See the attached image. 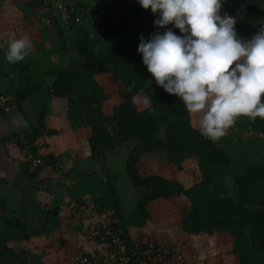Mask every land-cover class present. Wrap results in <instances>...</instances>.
<instances>
[{
	"label": "trees",
	"instance_id": "1",
	"mask_svg": "<svg viewBox=\"0 0 264 264\" xmlns=\"http://www.w3.org/2000/svg\"><path fill=\"white\" fill-rule=\"evenodd\" d=\"M91 1L100 8L96 18H91L85 4L79 2H27L29 5L44 7L37 22L45 24L44 21L47 20L50 26L57 29L60 34L58 49L63 55L71 57L65 67L53 71L49 89L53 96L66 100V117L70 121L75 122L76 126L89 128L91 158L101 162L105 168V153L121 149L124 143H134L127 155L123 172L132 185L147 188L136 202L138 217L142 220L149 218L146 205L152 200L172 199L183 195L189 206V211L180 222V228L184 232L189 235L203 232L230 234L231 250L237 253L238 264H264V164L252 162L236 176L235 198L209 190L210 174H220L222 170L228 169L231 160L225 150L217 148L214 142L204 138L198 128L192 126L191 114L186 111L183 102L157 86L142 63V55L137 52L138 37L143 34L148 38L156 31L154 14L150 9L146 10L139 5L138 0ZM59 5L65 7V11L57 10ZM76 16H80V22H75ZM247 19L245 21L252 24ZM100 20L102 26L99 29L107 38L106 47L101 51L97 47L102 42V37V40L96 38L98 33L90 36V27L85 24ZM63 22H68L73 27L76 24L78 26L79 34L69 43L62 37ZM256 25L258 31L263 24ZM173 30L180 34L179 29ZM26 70H22L20 79V83L23 80L25 84L19 85L13 93L16 104L41 86ZM105 73H110L113 81L119 84V100L113 106L111 115L104 114L103 103L109 95L96 79L97 75ZM136 94L145 97L148 102L146 108H137L133 99ZM2 96L7 99V107L11 108V100L7 95ZM38 130V126H33L30 133L18 134L17 138L20 146L26 148V154L33 153L41 159L33 169L49 162L36 153L37 145L34 142L40 134ZM162 153L166 155L161 159L162 166H170L179 175L184 172V156H197L201 178L184 186L176 178L155 173L142 175L139 172L138 163L142 156L153 157L163 155ZM109 172L110 169L106 175V185L110 189L114 186ZM110 199L119 207L113 201L108 202V206L113 207L115 214L121 216V202L115 195V190ZM5 212L3 208L0 213V227L5 230L2 234L0 229V257L11 251L6 239L13 227L21 231L24 238L30 237V233L25 230V223L7 216ZM126 237L128 246L136 243ZM172 257L171 253L157 264H168Z\"/></svg>",
	"mask_w": 264,
	"mask_h": 264
},
{
	"label": "crops",
	"instance_id": "2",
	"mask_svg": "<svg viewBox=\"0 0 264 264\" xmlns=\"http://www.w3.org/2000/svg\"><path fill=\"white\" fill-rule=\"evenodd\" d=\"M24 20L27 25L23 24L20 30H24L23 33L18 32L17 35H30L32 51H35L30 52L31 59L37 61L41 57L42 62H36L38 65L35 67L44 72L48 69L45 61L49 51L39 46L43 45L45 27L40 22L34 25L31 19ZM30 24L35 27L28 31ZM4 53H0V95H7L12 106L7 112L0 108V213L4 208L7 216L24 222L30 237L24 238L23 233L13 227L6 239L11 251L0 257V264H69L70 256L77 247L91 248L84 236L89 223H82L85 211L79 208L82 205L93 208L99 198L106 196L104 192L109 190L106 175L111 163L107 161L104 168L102 163L91 158L89 128L76 126L66 117V100L52 95L50 75L46 74L48 81L45 88H35L20 103H14L15 89L25 84L23 80L20 83L24 64L23 61L8 63ZM31 59L26 57V64L31 63ZM42 75L33 71L31 77L40 79ZM33 126H38L40 133L34 142L36 153L47 162L49 160L38 169H33L35 166L28 157L29 153L26 154V148L17 141L18 134L30 133ZM52 199L56 203L53 204ZM133 205H136L135 196ZM123 208L126 209L124 205ZM49 214L53 217L45 223ZM151 231L145 225H128L127 228L128 237L134 242L147 241ZM45 239L51 242L44 243L46 247L42 244ZM36 240L40 243L34 247Z\"/></svg>",
	"mask_w": 264,
	"mask_h": 264
},
{
	"label": "rangeland",
	"instance_id": "3",
	"mask_svg": "<svg viewBox=\"0 0 264 264\" xmlns=\"http://www.w3.org/2000/svg\"><path fill=\"white\" fill-rule=\"evenodd\" d=\"M28 1L30 0H0V53L5 52V49L7 47V45L4 43V34L8 31V29L15 31L16 33H23L24 30L22 32L20 30L23 28V24L27 25V22H25L24 19H31L32 24L34 23L35 25L40 14L44 12V7L42 5H29L27 3ZM65 1L85 4L87 14H89L91 18H96V14L100 9L99 5L91 0ZM224 11H227L231 16H234L236 18L237 23L235 27L237 32L242 37L250 38L253 34H255L257 32L256 24L262 23L264 25V0H224L221 12L223 13ZM247 18L252 21V24L245 21ZM79 20L75 22H80ZM44 22L45 24L42 23V25H44L45 28H43L44 32L42 33H44L46 39H44L43 36V45L41 44L39 47L43 49L44 46V50H46L47 52L49 51L46 57L47 59L45 61V64H48V69L44 70V72L40 68L36 69V64H40V62H42L40 61L41 57L40 55H38L40 59L36 61L34 58L31 59L30 54L28 57L32 60V62H27L26 64L25 59L23 61V68L24 70L27 69L28 71L26 70V72H30L31 75L33 71L38 75L43 74L40 79H33L39 82L41 87L45 88V83L48 81V77L46 74L52 77L53 71L58 70V68L65 67L67 65V62H70L71 57L63 55V53H61V51L58 49L60 48L58 46L60 34L57 29H55L53 26H50L49 22L47 23L46 20ZM32 24H30L27 28L28 31L32 30L35 27H32ZM82 24H84V22ZM85 24L90 27V36H93V34L96 35L98 33L96 38L101 39L102 37L103 40L101 39L102 42L98 45L97 48L100 51L103 50L106 47L107 38L105 37L104 32L99 29L100 26H102V21L100 20L95 23H91L90 21H88V23ZM8 25L11 26V28H9ZM2 28H5L6 30L4 31L2 30ZM78 34L77 24L73 27L70 26L68 22L64 23L62 37L66 40V42L69 43L71 40H73V37H76ZM32 52L35 51L33 50ZM96 79L103 86L105 92L109 95V98L106 99L103 103V111L105 112L104 114L111 115L113 106L119 100V84L113 81L110 73L99 74L96 76ZM133 99L137 108L139 109H144L148 106V102L146 101L145 97L141 96L140 94H136ZM262 99H264V97H262ZM1 108H4L5 111V107L1 106ZM45 108L43 109L44 111ZM8 109L6 111H9ZM191 124L195 128L199 127V118L192 114ZM243 132H251L253 134L261 132L263 134L264 119L257 117L255 120H250L247 116H240L239 118H237L236 123L228 129L226 135L220 138L218 141L214 142L217 148L223 149L228 153L231 160V165L228 169L224 171L222 170L220 174L210 172L211 174L208 181L209 190L215 191L222 195L233 196L235 198L236 176L242 173L252 162H259L264 164V135L259 137H256L257 135H254V137L244 140L241 137V133ZM89 135L90 130L88 131V137ZM243 135L246 136L247 134ZM133 145L134 143L131 142L124 143L121 149H112V151L110 150L105 153L103 155L104 159L106 160V162H110L111 166L114 169L123 172L125 170L123 168H125L124 165L127 161V155ZM164 156L166 155L157 154L153 157L142 156L138 163L139 172L142 175L155 173L164 175L169 178H176L182 184H184V186H188L190 183L194 182L193 180L201 178L198 168L199 159L197 156H184L183 163L185 168L184 172L181 175L174 173L170 166H162L161 159ZM125 177L127 178V175ZM126 180L128 181L127 186L117 185V187L114 186L110 188L109 190L104 192L106 196L99 198V201L95 206L92 205L93 207H96L103 204L107 208L112 218L116 222L118 231L121 233L122 240L124 242H127L126 240H128L126 237L128 236V225L138 227H143L145 225L146 227L152 229L150 235H147L146 237V240L148 242L155 241L162 244H169L172 248L176 249L174 256L171 258V261L168 264H238V255L231 250L232 236L230 234H208L203 232L197 235H189L180 228L181 219L189 211V206L185 196L177 195L172 199L157 198L155 200H152L151 202H148L146 207L149 211L150 216L148 219L142 220L140 217H138L139 215L136 205H133L134 196L137 202V200H139L146 192L147 188L134 186L128 179ZM113 190H115V195L118 196L121 202V216L115 214L116 211L113 207L108 206V202L113 201V199H110V195L113 194ZM51 202L53 204L56 203L53 199ZM113 204L116 205L114 201ZM123 205L126 207V209L123 208ZM83 213H85L83 214L84 216L81 217L83 224L93 223L94 219H96L95 214L87 213L89 214L87 215L86 212ZM72 214L76 216L75 212H73ZM59 215H56V217ZM52 217L53 216L49 214L44 222L47 223V221L52 219ZM83 219H85L86 222H84ZM88 219H90V222ZM53 222L57 223V221L54 220ZM41 225L45 224L41 223ZM4 232L5 230L1 228V233L4 234ZM36 242L37 245H34V247L38 246V244L40 243L39 240H36ZM42 242L43 245L47 242L51 243L46 239ZM44 246L46 247V245ZM76 249H78V247ZM76 249L74 250V252L76 251Z\"/></svg>",
	"mask_w": 264,
	"mask_h": 264
},
{
	"label": "clouds",
	"instance_id": "4",
	"mask_svg": "<svg viewBox=\"0 0 264 264\" xmlns=\"http://www.w3.org/2000/svg\"><path fill=\"white\" fill-rule=\"evenodd\" d=\"M138 3L151 10L156 26L148 38L138 37L142 63L157 86L199 118L204 138L218 141L240 116L264 119V25L242 37L236 18L221 12L224 0ZM4 43L10 64L24 61L33 48L29 34L13 30L4 34Z\"/></svg>",
	"mask_w": 264,
	"mask_h": 264
},
{
	"label": "built area",
	"instance_id": "5",
	"mask_svg": "<svg viewBox=\"0 0 264 264\" xmlns=\"http://www.w3.org/2000/svg\"><path fill=\"white\" fill-rule=\"evenodd\" d=\"M57 10L63 12L65 7L59 5ZM77 20L78 16L75 18V21ZM5 102V97L0 95V107L7 110ZM28 157L34 165L41 162V159L32 153H29ZM79 210L89 211L88 213L96 216L94 222L89 223L84 231L86 242L91 244V248L76 249L70 256L69 264H157L171 253L174 256L176 252L169 244L155 241H141L128 246L122 240L116 222L104 206L90 208L82 205Z\"/></svg>",
	"mask_w": 264,
	"mask_h": 264
},
{
	"label": "water",
	"instance_id": "6",
	"mask_svg": "<svg viewBox=\"0 0 264 264\" xmlns=\"http://www.w3.org/2000/svg\"><path fill=\"white\" fill-rule=\"evenodd\" d=\"M243 134H247L246 136H244ZM254 135H257L256 137L262 136L264 135V133L262 134L261 132L258 133H251V132H243L241 133V137L246 140V139H250L252 137H254ZM264 138V137H263ZM110 169V173H111V179L113 181V185L115 187H117V185H128V181L126 180L127 178L125 177L126 175L124 174V172L119 171L117 169H114L111 165L108 166ZM118 190V189H117Z\"/></svg>",
	"mask_w": 264,
	"mask_h": 264
}]
</instances>
